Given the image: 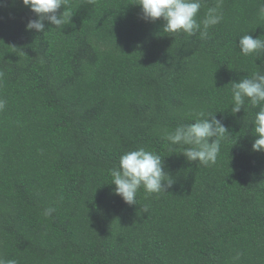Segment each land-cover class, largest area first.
<instances>
[{"label":"trees","instance_id":"1","mask_svg":"<svg viewBox=\"0 0 264 264\" xmlns=\"http://www.w3.org/2000/svg\"><path fill=\"white\" fill-rule=\"evenodd\" d=\"M259 7L222 0V22L200 39L165 33L163 19L145 21L134 0H70L69 23L45 21L43 33L26 30L36 16L22 0H0V258L264 264V152L252 149L249 121L258 109L246 103L232 114L225 86L253 59L264 71V57L238 46L247 32L264 39ZM201 111H216L229 134L209 166L170 153L164 139ZM138 147L162 155L174 183L159 194L141 189L129 205L110 169Z\"/></svg>","mask_w":264,"mask_h":264},{"label":"clouds","instance_id":"2","mask_svg":"<svg viewBox=\"0 0 264 264\" xmlns=\"http://www.w3.org/2000/svg\"><path fill=\"white\" fill-rule=\"evenodd\" d=\"M95 2L96 0H87V3L92 5ZM22 3L36 16L29 19L26 30H34L37 33L45 32V21L62 30L72 15L68 11L70 0H22ZM134 3L141 8L142 19L154 22L162 18L165 22L163 31L173 36L186 34L192 37L199 34L200 39H207L209 29L223 20V13L220 11L222 0H218L215 6H207L206 0H134ZM61 7L64 8L62 13L59 12ZM205 7L206 11L201 17V9ZM257 15L259 20L264 21V0H260ZM239 37L238 46L242 56L264 57V39L253 38L248 32ZM261 64H264V59H261ZM228 85L232 114L238 113L241 108L246 110V103L251 108L258 109L249 120L254 124L253 132L257 137L252 149L264 152V71H261L253 59V70L238 82L232 81L225 86ZM5 106L6 101L0 98V111H3ZM215 112L201 111L194 122L180 124L166 132L164 139L168 142L170 153L179 148L178 152L189 161L204 166L215 164L222 141L229 137L227 127L216 118ZM110 175L111 183L115 185V194L129 205L137 202V194L141 189L146 194H159L166 192L174 183L164 171L162 155L145 147L122 153L118 164L110 169ZM53 211L54 208L49 207L43 211V215L51 216ZM0 264H18V261L0 258Z\"/></svg>","mask_w":264,"mask_h":264}]
</instances>
